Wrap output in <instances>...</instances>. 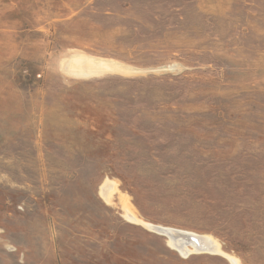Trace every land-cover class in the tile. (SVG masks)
Instances as JSON below:
<instances>
[{
  "label": "rangeland",
  "instance_id": "374dc122",
  "mask_svg": "<svg viewBox=\"0 0 264 264\" xmlns=\"http://www.w3.org/2000/svg\"><path fill=\"white\" fill-rule=\"evenodd\" d=\"M227 257L264 264V0H0V264Z\"/></svg>",
  "mask_w": 264,
  "mask_h": 264
},
{
  "label": "bare ground",
  "instance_id": "6f19581e",
  "mask_svg": "<svg viewBox=\"0 0 264 264\" xmlns=\"http://www.w3.org/2000/svg\"><path fill=\"white\" fill-rule=\"evenodd\" d=\"M75 62H73V63L76 64ZM78 65L80 66V64H78ZM83 65H84V63H83ZM100 65H102V64H100ZM110 66H111V64H110ZM106 68H107V66H106ZM77 69H79V68H77ZM115 191H116L115 185L113 183L106 181L104 183L103 188L101 189L100 194L107 203H110L111 199H112V195H113V193H115ZM119 201L121 202V205L125 211V215L128 219L143 224L141 221H139L131 213L130 208H129L130 206L127 205V202L124 198H121ZM143 225L146 226L147 228L151 229V230L157 231L158 233H160L164 236H167L169 239V242L172 244V246L175 247L176 249H178L182 254L188 253L187 247H190L194 252L204 251V252H210V253H221L219 251V246L217 245V243L209 237L189 234V232L188 233H184L181 231L179 232V231H176L177 229L173 230V229H167V228H161V227H153V226L148 225V224H143ZM174 235H176V236H174ZM188 238H193L195 240V242L189 241ZM190 254H191V252H190ZM227 258H228L230 264H239V262L236 259H234L232 257H227Z\"/></svg>",
  "mask_w": 264,
  "mask_h": 264
},
{
  "label": "water",
  "instance_id": "95a60500",
  "mask_svg": "<svg viewBox=\"0 0 264 264\" xmlns=\"http://www.w3.org/2000/svg\"><path fill=\"white\" fill-rule=\"evenodd\" d=\"M176 236V235H174ZM189 241L195 242V240L193 238H188Z\"/></svg>",
  "mask_w": 264,
  "mask_h": 264
}]
</instances>
